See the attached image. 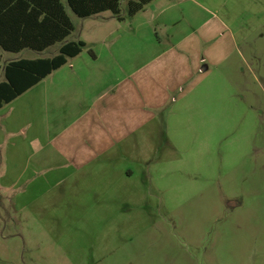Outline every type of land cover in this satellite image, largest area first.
<instances>
[{
  "label": "rangeland",
  "instance_id": "374dc122",
  "mask_svg": "<svg viewBox=\"0 0 264 264\" xmlns=\"http://www.w3.org/2000/svg\"><path fill=\"white\" fill-rule=\"evenodd\" d=\"M62 3L86 47L4 107L0 264H264V0Z\"/></svg>",
  "mask_w": 264,
  "mask_h": 264
},
{
  "label": "trees",
  "instance_id": "16d2710c",
  "mask_svg": "<svg viewBox=\"0 0 264 264\" xmlns=\"http://www.w3.org/2000/svg\"><path fill=\"white\" fill-rule=\"evenodd\" d=\"M79 18L110 12L123 21L122 5L128 18L135 17L155 0H65ZM74 24L62 0H0V110L42 83L78 57L86 44L70 41ZM59 45L50 57L11 60L1 64L3 54L18 55L25 50L44 54ZM90 54L94 57L93 52Z\"/></svg>",
  "mask_w": 264,
  "mask_h": 264
},
{
  "label": "crops",
  "instance_id": "0c3cea01",
  "mask_svg": "<svg viewBox=\"0 0 264 264\" xmlns=\"http://www.w3.org/2000/svg\"><path fill=\"white\" fill-rule=\"evenodd\" d=\"M5 110V108H3L2 110H0V135L2 134V136L0 138L4 139V132L7 133L11 138L15 136L18 137L19 134H21L23 131L22 129H19V130H15L14 128L11 127V129L7 126V119H11L12 118V112L10 111H7L5 113H3V111ZM6 120L5 121H2V120ZM1 139V140H2ZM33 140V142L35 143H38L39 142L41 143V140L42 141H48V138L46 137H41L39 138L38 136H34L31 141ZM23 177L24 175L23 174H20L19 176H17V179L13 181V186H11V188L13 187H16V188H19L20 186L18 185L19 183H24V181H28L30 180L29 178L27 180H23ZM2 178H5V175H3Z\"/></svg>",
  "mask_w": 264,
  "mask_h": 264
}]
</instances>
